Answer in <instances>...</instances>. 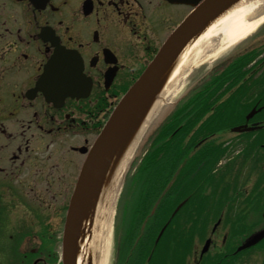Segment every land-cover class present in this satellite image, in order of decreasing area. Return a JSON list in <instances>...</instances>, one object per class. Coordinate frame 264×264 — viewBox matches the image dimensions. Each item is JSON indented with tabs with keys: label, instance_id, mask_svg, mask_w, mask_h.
<instances>
[{
	"label": "flooded vegetation",
	"instance_id": "flooded-vegetation-1",
	"mask_svg": "<svg viewBox=\"0 0 264 264\" xmlns=\"http://www.w3.org/2000/svg\"><path fill=\"white\" fill-rule=\"evenodd\" d=\"M188 1L0 0V264L11 257L63 264L67 207L86 152L119 97L193 10L196 0ZM261 51L248 44L212 64L215 91L224 66L222 90L247 89L236 126H264ZM246 54L254 56L248 66ZM249 102L255 106L243 113ZM233 247L217 238L210 264H233ZM240 256L264 264V249Z\"/></svg>",
	"mask_w": 264,
	"mask_h": 264
},
{
	"label": "water",
	"instance_id": "water-1",
	"mask_svg": "<svg viewBox=\"0 0 264 264\" xmlns=\"http://www.w3.org/2000/svg\"><path fill=\"white\" fill-rule=\"evenodd\" d=\"M233 1L235 0L220 3L223 4V8L218 9L219 12ZM211 10L212 8L202 7L178 29L175 35H172L157 60L118 106L110 123L101 133L83 165L72 196L64 238L65 264H76L77 245L75 241L77 240L74 236L78 235L81 223L89 216H94L108 171L114 161H117L123 154V150L130 144L131 139H134L138 134V130L150 112V105L160 92L163 83L161 77L165 76L171 66L173 67L188 42L197 37L208 26L210 20L217 16L215 12L218 10ZM240 129L235 128L236 131H240ZM263 236L264 231L250 239V243L246 244L244 248L257 243Z\"/></svg>",
	"mask_w": 264,
	"mask_h": 264
},
{
	"label": "bare ground",
	"instance_id": "bare-ground-1",
	"mask_svg": "<svg viewBox=\"0 0 264 264\" xmlns=\"http://www.w3.org/2000/svg\"><path fill=\"white\" fill-rule=\"evenodd\" d=\"M263 24L264 0H242L212 21L208 29L190 41L187 48L179 56L177 65L167 76L168 81L160 100L152 106L150 115L142 128L150 124L151 119L160 111L159 109L163 102L170 103V97L180 92L187 82L186 76L193 66L209 58L212 53L216 52L215 55L218 57L221 53L229 51L232 47L250 37ZM216 57L214 56L213 58ZM143 130L139 131L140 133L132 147L121 159V162H118L119 169L116 174L113 173L110 178L112 183L111 185L109 184L107 191H105L103 200L97 210V222L91 231L86 232V237L79 242L78 264H108L116 196L121 176L126 171L125 167L134 155L133 151Z\"/></svg>",
	"mask_w": 264,
	"mask_h": 264
},
{
	"label": "rangeland",
	"instance_id": "rangeland-1",
	"mask_svg": "<svg viewBox=\"0 0 264 264\" xmlns=\"http://www.w3.org/2000/svg\"><path fill=\"white\" fill-rule=\"evenodd\" d=\"M259 29L260 28H258L255 32H253V34H251L250 36H253ZM248 39H250V37H248ZM244 42H245V40H244ZM244 42L240 43V46H238V47L231 48L232 50L231 51L229 50L230 53L227 54V55L230 56L231 52H233L237 48H240V47L245 48L246 45H248L247 44L248 42L247 43L246 42L244 43ZM250 47H252V46H250ZM227 52L228 51L223 52L221 54L225 55V53H227ZM261 52L264 53V49H262ZM215 53H212V54H214L213 56L216 57ZM220 55H218V57L213 58V59L207 58V59L201 61L199 64L195 65L193 67V69L191 70L190 74H188V76L186 77L188 79L187 82H186V85L183 87L182 90H180V92L178 93L177 97L181 98V96L186 95L187 93L193 91L195 89L194 87H197L201 82L205 83L206 81H209L210 80V77H209L210 76V67L212 66L214 60H218L219 59ZM162 110H163V107L161 108V112H162ZM161 112L158 114L159 118L157 119V121L154 123V125L151 128L152 132H154V129H156L161 124V122L164 121L165 118L167 117V114H168V110L167 109L163 110V113H161ZM226 128H233V127H223V128H220V129L224 130ZM234 137H235V135L233 133L229 132V130H228V132H225L224 135L217 140V142L219 144H222V145L228 144V143H231V140H233ZM243 145H244V143L239 142V140L234 141V143L231 144V146H233V148H234L233 149L234 152L230 153V154H226L221 160V164L222 165L220 167H223L227 163H229V159L230 158H233L232 161L235 162V164H234L235 171H234V173H231L230 176L232 177L233 181L235 180L234 178H236L237 183H238L237 186L239 188H243L244 189V190H242L241 195L239 194V195H237L234 198H229L228 195H227L225 197V204L222 206L221 210L223 211V214H226L225 213L226 212L225 207H226V205L228 203L229 206H234V209L236 210V212H234V215L236 217H238V215L240 214V209H239L240 207L239 206H241L242 203H245L247 206H249L248 209H250V211H251L250 217L247 218L245 215H244L245 217H242V215H241V219L243 220V222H245L244 230H247V228L249 229L251 226H253L254 224H256L258 222V220L254 221V219L258 215V208L256 207L255 203L252 201V198H250L249 196H253V198L257 202H259L260 197H264V192L261 189H258L257 185L255 184L256 179H257V173L261 175V179H264V166L261 167V168H259L257 166L258 170L256 169L255 172H254L253 171L254 163L252 161H250L249 164H247V166H246V170H243L241 168V162H240V160L238 158L240 155H238V157H237V155L235 156V154L237 152L241 151V149L244 148ZM144 147H146V145H144ZM137 152H138V156H137V158L135 160L133 159L134 161L132 162L133 163V165L131 167L132 169L130 168L131 171L129 170L131 174H133L134 169L139 165V160L142 158V147ZM260 165H263V163L261 162ZM220 167L216 166V168H220ZM218 173L219 172H217V174ZM247 179H249V182L247 184H244L247 181ZM127 182H128V180H126V174H125L124 177L122 178L121 183H120V188H119V191H118L119 195H120L121 191L122 192H124V190L127 191V184H126ZM128 193H129V189H128ZM124 194H126V195L125 196L123 195L124 196L123 203H122V206L120 204L119 213H118V216H117V218H119V224L120 225H118V226H119L120 229H123L122 226H125L126 220L124 219V215H125V213H128V210H129L128 194L126 192ZM123 196H122V198H123ZM118 197L119 196H117V199H118ZM121 201H122V199H121ZM198 201H199V199H198ZM231 218H232V216H229V214L225 215V219H224L225 220V224L223 225V227L221 229V232H218L217 238H222L221 236H223V235H225V234H227V233L232 231L231 230V220H230ZM236 219H238V218H236ZM127 223H128V221H127ZM114 231H115V229L113 228V232ZM113 235H114V233H113ZM113 242H114V240L112 239V245H113ZM220 244H221V241L218 242V245H220ZM30 246H31L30 243L25 245V249L27 247H30ZM114 247H112V249L109 252L108 264H115L116 248H114ZM113 250H115L114 251V255L111 254V252ZM127 256H128V251H127ZM258 258H260V257L258 256ZM258 258H257V260H259ZM124 261H125V259H124L123 255H122L121 264H125ZM239 263H240V261H235L233 264H239ZM11 264H16V263H14L12 257H11ZM21 264H29V263L27 262L26 259L22 258L21 259Z\"/></svg>",
	"mask_w": 264,
	"mask_h": 264
},
{
	"label": "trees",
	"instance_id": "trees-1",
	"mask_svg": "<svg viewBox=\"0 0 264 264\" xmlns=\"http://www.w3.org/2000/svg\"><path fill=\"white\" fill-rule=\"evenodd\" d=\"M211 93H212L211 87H208L201 94L203 96L202 104L205 106V110L203 111V114H207L212 109V105L214 104V102H212L211 105H209L207 103V101L210 100L209 97H208V95L211 94ZM233 106H235V104H233ZM221 113H222V111L219 109L218 111H215L214 116H216V117L222 116L223 114L228 113V111L227 112H224L223 114H221ZM197 114H198V112L196 111V113L194 114V116L197 115ZM229 114H231L233 116V115H237V112L235 110H233V111L229 110ZM192 115H193V112H192ZM216 117H213L212 119L209 118L208 121L210 122L213 119L215 121H217V118ZM199 120H200V118H196V120H192V121L189 120L188 121V125L186 127H184V130H186V131L192 130L193 127H195L197 125V123H198ZM204 125L205 124H203V126ZM206 125H208V124H206ZM203 126L201 127V129L203 128ZM214 129L215 128H213V129H204L203 128L202 130H200V132L201 131L202 132L204 131L205 134H207L209 132H213ZM169 134L170 133H163L162 136L164 138L165 136H168ZM153 154H154V152L150 153L147 156V158L144 160V163H143L144 165H143V168L140 171V175L138 176L137 180H135L136 183H137V186H139L140 198L142 197L143 192H144V196H145V198H144L145 201L144 202L145 203H143V204L144 205H147V207L145 209L140 210V213L137 212L139 214L140 218H138V216H136L135 221H133L132 224H131L134 227H135V225H138L139 226V224L141 223V220L144 221L145 216L149 215V210L151 211L152 208H153V206H154V204H155L154 203V200L156 199L155 196H157V200L161 196V191L158 192V190L160 188H159V183L157 182V179L159 177V172H158V167L156 165V162H154V155ZM144 181H146L148 184H145ZM142 185H147L148 187H145L144 188V191H143L142 190ZM157 188H158V190H156ZM156 192H158V193H156ZM167 200H168L167 202H169V204L172 203L169 199H167ZM131 225H130V222H129V226H128V229L129 230L128 231H129V242L130 243H129L128 246H130V250L133 251V247L135 246L137 240L133 239L134 237H132V235H131ZM149 230L150 229L148 228L147 231H146V237H145V239L147 238V240L145 241V239H144L145 242L143 241V243H142L144 245V247H146V245L148 243V240L151 239L153 237V235L156 236V232H152V231L149 232ZM132 239H133V241H132Z\"/></svg>",
	"mask_w": 264,
	"mask_h": 264
}]
</instances>
